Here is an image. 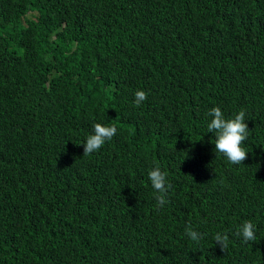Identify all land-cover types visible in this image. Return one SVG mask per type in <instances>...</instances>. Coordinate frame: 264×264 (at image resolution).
<instances>
[{
  "label": "trees",
  "instance_id": "obj_1",
  "mask_svg": "<svg viewBox=\"0 0 264 264\" xmlns=\"http://www.w3.org/2000/svg\"><path fill=\"white\" fill-rule=\"evenodd\" d=\"M94 123L117 133L83 155ZM0 264H264V0H0Z\"/></svg>",
  "mask_w": 264,
  "mask_h": 264
},
{
  "label": "clouds",
  "instance_id": "obj_2",
  "mask_svg": "<svg viewBox=\"0 0 264 264\" xmlns=\"http://www.w3.org/2000/svg\"><path fill=\"white\" fill-rule=\"evenodd\" d=\"M134 104L140 106L146 101L148 94L143 90H137L134 93ZM208 115L212 117L207 124L208 132L215 136L214 151L227 158V161L233 165H239L247 159V151L241 147V144L247 140L249 127L245 119V111L241 109L233 118L226 119L220 107H213ZM93 134L88 135L83 144V155H91L99 151L106 141H110L117 133L116 125H102L94 123ZM148 179L152 188L155 190V199L157 207L162 208L167 203V192L171 184L167 181V174L159 166L153 167L148 172ZM186 235L194 242L199 243L202 234L193 230L189 225L185 229ZM242 237L245 243L256 240V226L251 221H244L235 233ZM215 244L219 245L221 251H226L229 246L228 234L217 232L214 235Z\"/></svg>",
  "mask_w": 264,
  "mask_h": 264
}]
</instances>
